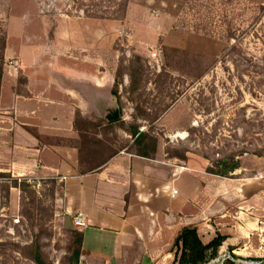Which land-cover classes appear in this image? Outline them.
Listing matches in <instances>:
<instances>
[{"label":"rangeland","instance_id":"rangeland-1","mask_svg":"<svg viewBox=\"0 0 264 264\" xmlns=\"http://www.w3.org/2000/svg\"><path fill=\"white\" fill-rule=\"evenodd\" d=\"M1 48L0 96L4 76L27 97L28 79L62 81L91 67L109 88L84 101L89 120L76 111L79 136L47 143L79 146L86 169L133 148L130 129L141 125L158 137V165L194 168L222 191L208 197L218 214L201 222L213 227L200 237L226 240L206 264H264V0H0ZM236 161L229 176L207 171ZM25 177L0 172V264H37V255L47 264H177L166 238L147 245L154 259L140 258L142 243L119 259L76 261L79 228L63 210V182Z\"/></svg>","mask_w":264,"mask_h":264},{"label":"crops","instance_id":"crops-1","mask_svg":"<svg viewBox=\"0 0 264 264\" xmlns=\"http://www.w3.org/2000/svg\"><path fill=\"white\" fill-rule=\"evenodd\" d=\"M89 69L83 76L69 75L62 81L28 79L27 91L31 95L27 97L14 90L12 84L17 78L4 76L0 96V172L27 177L44 172L63 182L64 212L72 218L80 213L86 217V226L79 229L83 233L82 258L119 259L121 251L142 243L149 253L140 258H157L151 245L164 238L174 241L184 226L197 224L199 235L202 229L213 227L201 222L218 214L208 197L216 192L220 196L222 191L213 192L205 185L208 177L199 176L194 168L175 171L169 164L158 165L153 158L127 151H119L95 170L81 172L77 146L47 143V137L79 134L74 124L76 111L84 119L94 116L84 101L94 99L95 91L109 88ZM63 96L72 102L69 111L57 103ZM20 100L24 101L18 106ZM185 170L193 171L195 176H184ZM172 188L177 190L175 195Z\"/></svg>","mask_w":264,"mask_h":264},{"label":"trees","instance_id":"trees-1","mask_svg":"<svg viewBox=\"0 0 264 264\" xmlns=\"http://www.w3.org/2000/svg\"><path fill=\"white\" fill-rule=\"evenodd\" d=\"M4 49L1 48L0 50V82L2 80V61L4 57ZM114 114H117V117L120 115L119 111H115ZM141 125H134L130 129V134H132L135 138L134 141V147L131 148L129 153L146 157V158H154V154L157 150V144H158V137H152L149 134V131H140ZM80 151V169L81 172H87L90 170H95L101 166H103L107 160L115 155L118 152H115L114 154H111L108 158L105 160L97 163L92 164L88 166V168L83 169V164L85 163L83 159L81 158V148L77 146ZM83 149V148H82ZM136 149V150H134ZM182 159H185V155L181 157ZM223 164V162H221ZM225 164V163H224ZM240 168V163L238 161L233 162L229 166L223 167L218 170L209 169L207 170L209 173H213L219 176H229L233 171ZM57 178L52 177V181L55 182ZM28 177H25L23 179L24 183L28 181ZM28 185V183H26ZM15 187H17V183L14 184ZM63 186V184H62ZM199 226L197 224H190L187 226H184L177 234L173 241L172 245V251H174V261L177 262V264H206L208 260L211 257H216L219 253L220 247L223 245L224 241L226 240V236L222 234H217L210 242L205 243L200 238V235L198 233ZM76 243L77 248L75 249V256L76 261L79 260L81 256V248H82V241H83V233L79 230L76 232ZM230 249H234L233 247H230ZM235 256V255H234ZM35 261L37 264H47L40 255H37L35 257ZM227 261V260H226ZM224 262V264H238L235 261H227Z\"/></svg>","mask_w":264,"mask_h":264},{"label":"built area","instance_id":"built-area-1","mask_svg":"<svg viewBox=\"0 0 264 264\" xmlns=\"http://www.w3.org/2000/svg\"><path fill=\"white\" fill-rule=\"evenodd\" d=\"M259 177L264 179V172L259 174ZM172 195H175L177 193V190L175 188H172L171 190ZM73 223L74 225L79 228L82 229L86 226V217L84 214L80 213L77 216H75L73 218Z\"/></svg>","mask_w":264,"mask_h":264},{"label":"water","instance_id":"water-1","mask_svg":"<svg viewBox=\"0 0 264 264\" xmlns=\"http://www.w3.org/2000/svg\"><path fill=\"white\" fill-rule=\"evenodd\" d=\"M143 130V129H142Z\"/></svg>","mask_w":264,"mask_h":264}]
</instances>
